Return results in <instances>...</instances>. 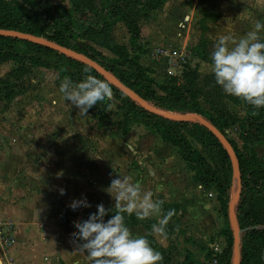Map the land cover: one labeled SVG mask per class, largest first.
Returning <instances> with one entry per match:
<instances>
[{
    "label": "rangeland",
    "instance_id": "rangeland-1",
    "mask_svg": "<svg viewBox=\"0 0 264 264\" xmlns=\"http://www.w3.org/2000/svg\"><path fill=\"white\" fill-rule=\"evenodd\" d=\"M4 1L24 10L14 0ZM58 6L71 9L72 0L50 3L52 10ZM257 20L264 22V4L258 0H168L135 31L115 25L112 38L161 87L173 78L182 83L188 71L198 73L199 82L212 75L204 67L210 59L200 60L193 50L205 42L210 58L226 29L243 36ZM89 45L103 56L85 49L98 61L112 67L124 63L108 49ZM9 52L4 47L0 52V199L10 205L11 217L0 220V264H87L78 250L83 241L74 240L75 225L95 213L98 204L107 210L105 221L114 215L115 200L106 189L117 175H130L153 192L154 200L164 201L162 214L175 210L166 236L151 231L157 217H125L132 233L146 236L160 252L159 264H218L234 244L230 204L239 187L236 181L228 191L204 189L196 182L193 170L204 153L201 143L185 132L187 148L160 131L152 118L126 117L110 85V102L81 117L59 91L65 78L80 83H74V66L56 71L38 65L23 45L17 47L23 60H11ZM220 95L212 96L215 102L199 97V104L208 117L221 121L239 151L262 159L264 144L242 141L250 104L221 87ZM190 130L201 137L200 127ZM84 198L91 207L74 213L70 205Z\"/></svg>",
    "mask_w": 264,
    "mask_h": 264
},
{
    "label": "trees",
    "instance_id": "trees-1",
    "mask_svg": "<svg viewBox=\"0 0 264 264\" xmlns=\"http://www.w3.org/2000/svg\"><path fill=\"white\" fill-rule=\"evenodd\" d=\"M52 1L55 0H14L17 6L24 8L23 12L13 7V2L0 0V30L16 31L44 38L86 55L114 74L124 85L156 110L174 115H199L227 138L221 121L214 116L208 117L198 100L199 97H204L208 102L210 100L215 102L217 98H212V96L216 93L220 95V86L215 83L212 75L199 82L198 73L188 71L184 74L182 83L179 79L173 78L167 80L164 86L157 87L145 70L130 58L127 50L117 45L112 38L115 25L122 23L129 30L135 31L168 0H72L71 9L58 6L53 10L50 8ZM84 18H89V20L83 21ZM89 44L108 49L124 63H117L115 67H112L98 61L95 56L85 50L87 48L98 53ZM19 45L27 48L26 53L31 55L29 60L38 65L56 71H61L67 66H74L78 71L73 74L76 79L74 83L82 82L89 75L107 83L114 90L115 98L121 102V108L126 117L145 115L152 118L160 131L166 132L171 138L184 141L187 148H190V143L184 133L190 132V135L201 143L204 150L203 155L195 161L196 170H193L196 182L204 189L214 188L228 191L237 181L234 178L233 167L226 150L205 127L198 124L174 122L161 115L150 113L109 84L90 67L44 46L0 36V52H3V47L8 49L11 60L24 59L18 55ZM193 54L202 61L209 60L205 42H201L193 50ZM98 55L102 56L100 53ZM103 59L106 60L105 57ZM109 102V100L106 101L107 104ZM246 114L247 121L242 123V128H244L242 141L247 146L264 144V107L255 109L252 105H247ZM196 127L203 130L201 137L197 132L193 133L190 130ZM228 141L236 152L241 178V197L236 208L238 225L243 233L241 264H264V230H261L264 226V196H262L264 193V156L259 159L256 153L250 155L242 153L233 141L229 139ZM186 161L190 164V160L186 158ZM233 258L231 243L222 252L218 264H233Z\"/></svg>",
    "mask_w": 264,
    "mask_h": 264
},
{
    "label": "clouds",
    "instance_id": "clouds-1",
    "mask_svg": "<svg viewBox=\"0 0 264 264\" xmlns=\"http://www.w3.org/2000/svg\"><path fill=\"white\" fill-rule=\"evenodd\" d=\"M258 2L264 4V0ZM209 59L210 63L205 62L204 67L226 95L242 99L255 109L264 107V22L257 20L243 36L226 29L216 38ZM59 91L64 101H70L79 110L81 117L105 104L113 95L107 83L91 75L78 84L65 78ZM106 191L115 200L114 215L105 221L107 210L98 204L95 213L75 225L74 240L83 241L78 250L85 254L87 264H159L160 252L146 236L133 234L125 217L134 215L138 220L157 217L151 231L166 236L165 226L175 210L162 214L164 201L154 200L153 192L142 189L130 175H117ZM60 194H64L63 189ZM70 207L76 213L91 205L84 198L73 201Z\"/></svg>",
    "mask_w": 264,
    "mask_h": 264
},
{
    "label": "water",
    "instance_id": "water-1",
    "mask_svg": "<svg viewBox=\"0 0 264 264\" xmlns=\"http://www.w3.org/2000/svg\"><path fill=\"white\" fill-rule=\"evenodd\" d=\"M0 36L1 37H9L13 39H18L22 41H26L29 43L37 44L40 46H44L48 49H51L53 51L58 52L59 54H62L72 60H75L77 62H80L91 69L95 70L99 75H101L109 84L117 88L119 91H121L124 95H126L129 99H131L133 102L140 105L143 109L157 114L161 115L164 118L174 121V122H184V123H198L201 126L205 127L207 130H209L221 143L223 148L226 150L232 167L234 171V178L238 181L239 184V191L235 194L232 203L230 204V216L232 220V228L234 232V244H233V264H241L242 262V255H241V246H242V231L238 225L237 220V213L236 208L239 202V199L241 197V186H240V170H239V161L236 155L235 150L233 149L231 143L228 141V139L219 131L217 130L210 122L205 120L199 115H174L169 114L166 112H161L159 110H156L153 106H151L147 101L142 99L137 93H135L133 90L128 88L126 85H124L114 74H112L110 71L106 70L102 65L94 61L92 58L80 54L72 49L62 47L54 42H50L44 38L35 37L28 34H23L16 31H4L0 30Z\"/></svg>",
    "mask_w": 264,
    "mask_h": 264
},
{
    "label": "crops",
    "instance_id": "crops-1",
    "mask_svg": "<svg viewBox=\"0 0 264 264\" xmlns=\"http://www.w3.org/2000/svg\"><path fill=\"white\" fill-rule=\"evenodd\" d=\"M11 217L10 205L0 199V220H5V218Z\"/></svg>",
    "mask_w": 264,
    "mask_h": 264
}]
</instances>
